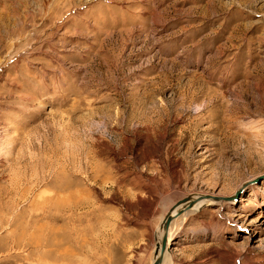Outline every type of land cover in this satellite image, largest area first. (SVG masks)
<instances>
[{"label":"rangeland","instance_id":"obj_1","mask_svg":"<svg viewBox=\"0 0 264 264\" xmlns=\"http://www.w3.org/2000/svg\"><path fill=\"white\" fill-rule=\"evenodd\" d=\"M205 194L161 264H264V0H0V264H151Z\"/></svg>","mask_w":264,"mask_h":264},{"label":"water","instance_id":"obj_2","mask_svg":"<svg viewBox=\"0 0 264 264\" xmlns=\"http://www.w3.org/2000/svg\"><path fill=\"white\" fill-rule=\"evenodd\" d=\"M199 198H204V199L213 198V199H216V200H228L231 197L213 196V195H210V194H205L203 196H200ZM193 201L194 200H192V198L185 197L182 200H179L174 205V207L172 209H174L178 205H181V204L187 202V205H185V207H180L173 214L170 213L171 210L166 214L165 218L163 219V225H162L163 233H162V236H161V239H160V243H158V245H157V249H159V252H157L155 254L156 257L152 261L151 264H161L165 251H167L169 249V247L173 244V242H170V240L168 241V236H167L168 228H169V225H170L171 221L175 217L181 215L185 210H187V208H189L193 204Z\"/></svg>","mask_w":264,"mask_h":264},{"label":"bare ground","instance_id":"obj_3","mask_svg":"<svg viewBox=\"0 0 264 264\" xmlns=\"http://www.w3.org/2000/svg\"><path fill=\"white\" fill-rule=\"evenodd\" d=\"M200 196H203V195H199V196L195 195L194 197H192V200H194L193 201V204L189 208H187V210H185V211H188V210H194V211H196L197 208L200 206V203L206 202L207 200H211V199L199 198ZM212 201H216V200H212ZM216 202H218V201H216ZM220 202H221V200H220ZM185 205H187V202H185V203H183L181 205H178L174 209H171L170 213L173 214L177 209H179L180 207H185ZM168 230H169V228H168ZM162 233H163V228H161V230H160V239H161ZM168 233H169V231H168ZM168 233H167V236H168ZM168 241H169V238H168ZM159 243H160V241H159ZM158 252H159V249H158ZM166 252H168V250L165 251V253L163 255L162 262H164V260L166 258V256H165Z\"/></svg>","mask_w":264,"mask_h":264}]
</instances>
